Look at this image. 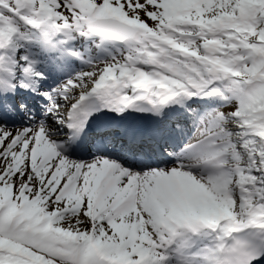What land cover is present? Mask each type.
<instances>
[{
    "label": "snow or ice",
    "instance_id": "1",
    "mask_svg": "<svg viewBox=\"0 0 264 264\" xmlns=\"http://www.w3.org/2000/svg\"><path fill=\"white\" fill-rule=\"evenodd\" d=\"M0 264H264V0H0Z\"/></svg>",
    "mask_w": 264,
    "mask_h": 264
}]
</instances>
